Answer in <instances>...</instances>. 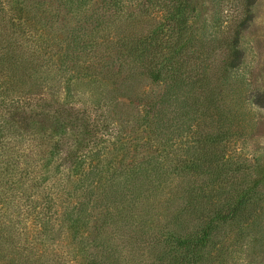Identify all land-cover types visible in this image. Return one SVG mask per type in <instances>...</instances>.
I'll list each match as a JSON object with an SVG mask.
<instances>
[{"label":"rangeland","instance_id":"1","mask_svg":"<svg viewBox=\"0 0 264 264\" xmlns=\"http://www.w3.org/2000/svg\"><path fill=\"white\" fill-rule=\"evenodd\" d=\"M79 4L0 0V100L3 85L10 91L0 107L9 97L21 102L31 98L25 110L10 114L0 110V124L9 122L0 139H15L17 145L7 152L0 148V264H85L105 244L119 254L122 234L134 242L126 248L135 249L131 256L119 254L122 264H159L147 251L161 252V227L167 224L161 221V186L155 188L151 179L161 172L166 152L169 157L180 156L182 147L175 142L186 139H163L168 133L156 130L147 104L138 103L135 96L129 104L128 99L112 96L115 86L108 79H96V51L79 46L72 56L60 58L67 31L91 11L99 13L96 6H103L101 0L90 1L87 8ZM191 4L190 34L209 48L213 65L231 43L230 35L238 33L243 55L230 70L227 104L217 108L229 135L219 145L225 146L231 184L257 191L244 214L213 239L220 243L217 257L205 264H264V0H191ZM67 79L71 81L66 83ZM144 83L151 96L163 89L158 81ZM63 103L76 109L73 114L85 110L109 127L110 136L97 139L101 153L95 171L86 176L78 171L79 179L63 159L68 144L54 155L55 143H67L72 133L68 126L60 135L47 117ZM168 141H173L172 147ZM198 148L197 154L204 155ZM3 154L10 160L21 155L22 175L12 166L3 172ZM135 170L140 181L133 184ZM203 173L198 177L202 187ZM94 225H102L96 237L91 233Z\"/></svg>","mask_w":264,"mask_h":264},{"label":"trees","instance_id":"2","mask_svg":"<svg viewBox=\"0 0 264 264\" xmlns=\"http://www.w3.org/2000/svg\"><path fill=\"white\" fill-rule=\"evenodd\" d=\"M76 1L87 8L94 0ZM101 2L103 6L95 7L101 9L99 13L91 11L67 31L68 38L60 58L72 56L79 46L96 51V79H108L115 86L112 96L128 99L127 104L135 96L138 103L147 104L153 112L156 130L162 134L166 129L164 132L168 135L163 139H186L175 142L178 148L182 147L180 156L169 157L166 152L161 160V172L151 179L155 188L161 186V221L166 220L167 226L161 227V252L153 255L149 250L147 256L159 264H205L217 257L215 250L220 243L213 239L244 214L257 193L231 184L227 173L232 170H226L225 146L219 145L229 135L226 129L223 130L222 112L217 108L227 104L230 70L239 65L243 55L238 45V33L230 35L231 43L223 49L219 63L213 65L209 48L190 34L191 0ZM105 23L112 25L105 27ZM147 80L161 82V93L151 96L145 88L144 81ZM70 81L67 79L66 83ZM3 87L5 92L0 104L4 102L3 96L8 97L10 92L7 85ZM120 90L124 93H117ZM7 100L0 110L9 114L11 110H25L31 105L30 96L24 102L14 97ZM74 110L73 106L63 103L47 117L60 135L70 127L69 141L62 145L59 144L62 141L55 143L54 155L68 144L69 150L63 159L70 162L71 173L79 179L78 171L84 176L95 171L99 163L96 156L101 153L97 139L110 135L107 124H99L93 116L85 114V110L73 114ZM4 119H12V116ZM7 127L8 121L0 124V133ZM166 144L172 147L173 141ZM208 146L214 152L208 151ZM15 147V139H0L3 151L15 150ZM197 148L204 151V155L197 154ZM2 156H5L2 160L5 174L12 166L17 170L14 173L22 175L19 169L21 155L11 160L9 155ZM26 169L22 168L23 171ZM201 170L204 172L203 187L198 179ZM138 175V171L132 175L131 183L140 181ZM101 227L94 225L91 233L96 237ZM119 238V254L134 255L135 249L126 248L134 244L132 237L122 234ZM109 248L105 244L100 254L92 252L85 264H122L119 254Z\"/></svg>","mask_w":264,"mask_h":264}]
</instances>
